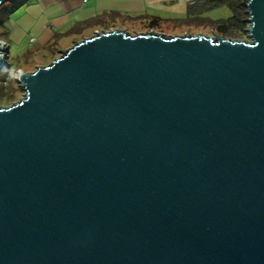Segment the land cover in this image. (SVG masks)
Instances as JSON below:
<instances>
[{
	"label": "water",
	"instance_id": "1",
	"mask_svg": "<svg viewBox=\"0 0 264 264\" xmlns=\"http://www.w3.org/2000/svg\"><path fill=\"white\" fill-rule=\"evenodd\" d=\"M246 8L249 42L115 29L18 72L0 264H264V0Z\"/></svg>",
	"mask_w": 264,
	"mask_h": 264
},
{
	"label": "crops",
	"instance_id": "2",
	"mask_svg": "<svg viewBox=\"0 0 264 264\" xmlns=\"http://www.w3.org/2000/svg\"><path fill=\"white\" fill-rule=\"evenodd\" d=\"M195 1L27 0L25 5L6 18L4 27L8 36L5 44L9 52L12 47L21 52L25 50V45L32 50L54 45L59 48L60 55V48L67 49L74 42L87 39L96 32L124 30L129 23L132 26L127 29L141 33L138 28H146L147 31L148 24L158 20L160 29L163 24L184 18L187 7ZM86 22L93 24L86 27L80 25ZM75 25L80 26L77 34L64 36ZM57 37L60 38L55 42ZM31 40L33 43H30Z\"/></svg>",
	"mask_w": 264,
	"mask_h": 264
},
{
	"label": "rangeland",
	"instance_id": "3",
	"mask_svg": "<svg viewBox=\"0 0 264 264\" xmlns=\"http://www.w3.org/2000/svg\"><path fill=\"white\" fill-rule=\"evenodd\" d=\"M8 3H10V2H8ZM5 4L0 6V20L6 18V16H7V14L5 12L6 10L4 8ZM206 17H209L210 18L209 20H212L213 22L223 20V19L226 20L227 18L230 17V11L227 8H219V9H215V10L207 13ZM168 24L169 23L163 24V25H161L160 30L152 31V32L155 34H160V35L167 36V37H171V36L184 37V36H187L188 33L191 36H197L199 34L203 35V36L206 35L209 39H213L216 35L220 36V35L216 34L215 29L212 26H209V24L206 25V24L202 23V24L193 25V26L172 25L171 22L169 25ZM129 26L131 27L132 25L130 23L125 25L126 29L121 30V31H125L131 35L140 34V32H136V31L133 32V31H131V29H127V27H129ZM145 29L146 28H142V27L138 28V30L142 31L141 33L149 32V31H146ZM248 29L244 33H239L236 37H228V36L227 37L220 36V37H222L225 40H228V38H229V39H231L233 41H237V42H240V41L249 42L250 39L248 38ZM0 39L4 40V43L2 42L3 44L7 43L5 31L2 28H0ZM5 46L8 48V46L6 44H5ZM23 48H25V50H23L21 52H17L16 49H14V47H12L10 52H8V56L6 59V69L0 70V108H9L14 104L19 103L20 99H23V97H24V92L20 89L18 82L16 81V79L18 77V72H20V71L16 70V68L12 67V64H13L15 59L20 58L22 60V58H23L22 56L24 54L30 53L32 51L31 48H26V45ZM69 48H67V49H69ZM60 49L62 51L67 50L64 47L60 48ZM39 50H40V54H38V56H36L34 58L35 63L27 65L32 70L29 73H33L36 70V68H38V67L48 66L54 59L59 57V54H58L59 48H57V47H55V49H53L51 51H45L43 49H39ZM52 55H54V56H52ZM21 62L24 63L25 61H21ZM8 63L10 65V67L8 66ZM14 79L16 82L14 81ZM3 82H5V83H3ZM6 83L8 84V88L6 87V85H7ZM3 85H5V87H3Z\"/></svg>",
	"mask_w": 264,
	"mask_h": 264
},
{
	"label": "trees",
	"instance_id": "4",
	"mask_svg": "<svg viewBox=\"0 0 264 264\" xmlns=\"http://www.w3.org/2000/svg\"><path fill=\"white\" fill-rule=\"evenodd\" d=\"M247 1L248 0H196L193 4H190L187 7L185 17L176 19L172 23V25L193 26L204 23L206 25L209 24V26H212L215 29L216 34L220 36L236 37L239 33H244L249 28V25L246 23V20L248 19L246 8ZM26 3L27 0H12L10 3H6L4 7L7 14L6 18L8 17V15L25 5ZM219 8H227L230 11V17L226 20L223 19L216 22H213L212 20H209V17H206L207 13ZM6 18L0 20V28L5 31L7 41L8 33L4 27ZM93 23L95 22L93 21ZM93 23L86 22L80 25L82 27H86L92 25ZM79 28L80 26L75 25L68 32H66L64 36L67 37L77 34L78 30H80ZM157 29L160 30L158 20H153L148 24L147 31H158ZM59 38L60 37H57L55 42H57ZM0 42L4 43V40L0 39ZM53 49H55L54 45H48L43 50L51 51ZM38 54H40V50H32L30 53L24 54L22 56V60L20 58L15 59L12 67L23 73L31 72L32 70L27 65L35 63L34 58L38 56ZM21 61L25 62L22 63ZM8 66L10 67L9 63ZM3 87H5V85H3ZM6 87L8 88V84L6 85Z\"/></svg>",
	"mask_w": 264,
	"mask_h": 264
},
{
	"label": "built area",
	"instance_id": "5",
	"mask_svg": "<svg viewBox=\"0 0 264 264\" xmlns=\"http://www.w3.org/2000/svg\"><path fill=\"white\" fill-rule=\"evenodd\" d=\"M83 1H85V0H83ZM30 43H33V40H31Z\"/></svg>",
	"mask_w": 264,
	"mask_h": 264
}]
</instances>
